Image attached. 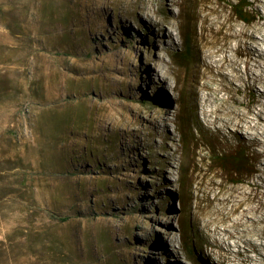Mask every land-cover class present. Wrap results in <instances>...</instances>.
<instances>
[{"label": "rangeland", "instance_id": "374dc122", "mask_svg": "<svg viewBox=\"0 0 264 264\" xmlns=\"http://www.w3.org/2000/svg\"><path fill=\"white\" fill-rule=\"evenodd\" d=\"M237 1L0 0V264H264V0Z\"/></svg>", "mask_w": 264, "mask_h": 264}, {"label": "trees", "instance_id": "16d2710c", "mask_svg": "<svg viewBox=\"0 0 264 264\" xmlns=\"http://www.w3.org/2000/svg\"><path fill=\"white\" fill-rule=\"evenodd\" d=\"M233 14L241 21L248 22V4L244 0H238L231 4ZM190 39L187 37L184 39V48L189 47ZM214 159L220 164V166L231 168L233 173H240L241 170H246L248 167L247 153L241 149L240 146L234 148V150H223L214 156ZM228 166V167H227ZM188 233V230H186Z\"/></svg>", "mask_w": 264, "mask_h": 264}, {"label": "bare ground", "instance_id": "6f19581e", "mask_svg": "<svg viewBox=\"0 0 264 264\" xmlns=\"http://www.w3.org/2000/svg\"><path fill=\"white\" fill-rule=\"evenodd\" d=\"M263 1V0H262ZM264 2V1H263ZM172 3H173V0H169V2L167 3L168 5H172ZM258 7V6H257ZM263 7V6H262ZM261 7V8H262ZM149 15V14H148ZM149 18H151L150 17V15H149ZM261 19L263 20V25H264V15H261ZM258 27V26H257ZM261 27V26H260ZM259 27V28H260ZM259 31V30H258ZM262 31V30H261ZM247 32V31H246ZM245 32V33H246ZM263 32V31H262ZM237 33V32H236ZM254 33V32H253ZM252 33V34H253ZM166 37L167 38H173L174 37V33H173V30L172 29H170V28H167V30H166ZM245 36V35H244ZM252 36V35H251ZM257 36V35H256ZM261 36V35H260ZM239 37V36H238ZM247 37V36H246ZM250 37V36H249ZM252 41L250 42V46H251V54L252 55H259V56H261L262 55V53L264 54V52L261 50V51H258V50H256V49H258V48H254V43H256V44H259L260 42L261 43H263L264 44V37H262L259 41H258V39L256 40V39H254L253 37H252ZM240 40V39H239ZM251 40V39H250ZM242 41V40H241ZM243 42V41H242ZM245 42H246V40H245ZM240 43V42H239ZM239 45V44H238ZM260 45V44H259ZM240 46V45H239ZM249 46V47H250ZM239 50V49H238ZM237 51V50H236ZM243 51V50H242ZM229 53V52H228ZM237 54H238V52H237ZM247 54V53H246ZM227 55V54H226ZM244 55V54H243ZM250 55V54H249ZM247 56H248V54H247ZM254 57V56H253ZM261 58V57H260ZM251 59V58H250ZM256 60V59H255ZM262 60H264V59H262ZM227 61V60H226ZM249 63V62H248ZM254 66V65H253ZM258 66H262L261 65V63L259 62V64H258ZM240 67V66H239ZM236 69H237V67H236ZM264 69V68H263ZM248 70V69H247ZM243 72V71H242ZM238 73H240V72H238ZM252 73V72H251ZM243 74V73H242ZM250 74V73H249ZM255 74V73H254ZM263 75V74H262ZM225 76V75H224ZM228 76V75H227ZM251 78H253V77H251ZM226 79V78H225ZM247 81V80H246ZM256 81H257V79H256ZM246 84V83H245ZM257 85V84H256ZM255 90V89H254ZM253 90V91H254ZM259 99V98H258ZM257 98H256V100H258ZM264 99V98H263ZM263 102V101H262ZM238 103V102H237ZM242 103V102H241ZM260 104V103H259ZM262 104V103H261ZM238 105V104H237ZM261 106V105H260ZM259 106V107H260ZM217 107V106H216ZM251 108V107H250ZM263 109V108H262ZM216 110V109H215ZM219 110V109H218ZM221 110V109H220ZM219 110V111H220ZM250 110V109H249ZM253 110V109H252ZM258 110H259V108H258ZM264 110V109H263ZM235 112V111H234ZM244 113V112H243ZM256 113V112H255ZM263 113H264V111H263ZM262 113V114H263ZM261 114V115H262ZM206 115H208V114H206ZM256 115H258V114H256ZM261 115H259V119H260V122H258L259 123V125H261V126H264V118L261 116ZM264 115V114H263ZM218 124V123H217ZM225 125V124H224ZM240 126V125H239ZM226 127V126H225ZM252 127V126H251ZM264 171V170H263ZM261 173V172H260ZM263 173V172H262ZM258 176V175H257ZM261 176H262V174H261ZM260 181V180H259ZM264 182V181H263ZM256 183V182H255ZM260 184V183H259ZM263 185V184H262ZM255 186H256V184H255ZM262 187V186H261ZM255 188V187H254ZM260 189V188H259ZM253 191V190H252ZM245 193H246V191H245ZM263 193V192H262ZM241 194V193H240ZM250 194V193H249ZM260 194V193H259ZM256 195H257V193H256ZM255 195V196H256ZM260 196H262V195H260ZM242 197V196H241ZM255 198V197H254ZM263 198V197H262ZM225 199V198H224ZM260 201V200H259ZM238 202H239V200H238ZM240 202H241V200H240ZM239 202V203H240ZM261 203V202H260ZM241 206V205H240ZM262 206V205H261ZM255 207V206H254ZM260 207V206H259ZM253 207H251L250 209H252ZM258 210V209H257ZM260 210V209H259ZM258 210V211H259ZM243 211H244V209H243ZM247 211V210H246ZM245 212V211H244ZM249 212V211H248ZM264 212V211H263ZM262 212V213H263ZM242 214V213H241ZM264 214V213H263ZM242 215H244V214H242ZM264 218V217H263ZM261 225V224H260ZM261 227V226H260ZM259 228V227H258ZM260 229V228H259ZM264 230V229H263ZM263 230H262V232H263ZM260 231V230H259ZM264 233V232H263ZM264 235V234H263ZM261 236V235H260ZM257 245V244H256ZM264 245V244H263ZM262 247V246H261ZM264 250V249H263ZM261 253V252H260ZM262 253H263V251H262ZM261 256V255H260ZM263 256V255H262ZM263 258V257H262Z\"/></svg>", "mask_w": 264, "mask_h": 264}]
</instances>
